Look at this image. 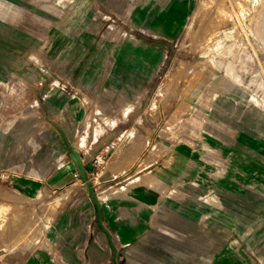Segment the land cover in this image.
Listing matches in <instances>:
<instances>
[{"label": "rangeland", "instance_id": "1", "mask_svg": "<svg viewBox=\"0 0 264 264\" xmlns=\"http://www.w3.org/2000/svg\"><path fill=\"white\" fill-rule=\"evenodd\" d=\"M240 68L252 71L253 93L223 75ZM128 110L141 121L115 125ZM101 121L114 134L108 148L103 142L90 149ZM204 124L211 131L249 129L239 157L261 163V171L237 174L254 182L247 201L227 203L225 189L197 186L196 173L177 180L181 162L172 150L197 147ZM0 131L8 132L15 168L43 180L59 173L62 183L35 198L0 203L2 250L20 239L35 245L56 209L48 202L74 181L84 186L70 145L87 151L84 170L94 187L107 171L134 177L170 171L172 197L207 201L210 212H220L221 227L243 233L231 242L250 251L254 230L264 228V0H0ZM220 167L224 178L223 159ZM122 176L109 190L125 191ZM10 196L0 190V200Z\"/></svg>", "mask_w": 264, "mask_h": 264}, {"label": "crops", "instance_id": "2", "mask_svg": "<svg viewBox=\"0 0 264 264\" xmlns=\"http://www.w3.org/2000/svg\"><path fill=\"white\" fill-rule=\"evenodd\" d=\"M239 70L223 71V75L237 80L238 89L254 91L248 84L252 71ZM244 98L250 101L246 96ZM130 112L117 116L114 124L140 120L130 118ZM207 122L215 124L209 119ZM100 126L103 129L92 135L90 149L103 142L108 148L109 134L114 132L103 121ZM221 129L206 130L204 124L203 134H198L197 147L187 143L176 145L172 151L176 160L181 162L176 178L180 180L196 173L202 178L196 182L197 186L225 189L227 193L224 192L223 199L227 203L241 199L247 201L251 197L247 192H252L254 182L236 177L237 174L251 177L261 171L258 167L261 163L254 165L239 157L242 151H247L246 145L252 137L246 126L234 124L226 130ZM9 138L7 131H0V190L4 188L7 195L15 196L0 200V203H13L15 198H35L44 188L62 187L59 173H49L43 180L15 168L13 150L7 143ZM86 152L80 154L83 163L88 158ZM221 159L226 162L228 170L224 178L221 176ZM192 163L197 165L194 167ZM169 172L150 174L157 181L152 184L138 182L130 185L128 180L134 176L113 175L107 171L100 185L93 186L99 201V216L86 188L72 182L58 193H63V198L57 201L56 209L47 219L41 239L35 245L22 239L15 248L0 249V264H264V228L254 230L253 235L257 237L254 249L239 250L229 237L243 233L233 227H221L218 221L220 212H210L207 201L195 203L188 195L177 199L172 197L173 179L167 174ZM144 174L148 172L138 174L134 179ZM120 176L118 181L127 186L125 191L109 190L106 185ZM181 183L195 184L188 180ZM238 188H243L244 194L231 191ZM52 199L48 205L54 203ZM253 251L258 252L254 260L251 257Z\"/></svg>", "mask_w": 264, "mask_h": 264}, {"label": "water", "instance_id": "3", "mask_svg": "<svg viewBox=\"0 0 264 264\" xmlns=\"http://www.w3.org/2000/svg\"><path fill=\"white\" fill-rule=\"evenodd\" d=\"M55 126L58 128L59 131L62 132V135L65 138V135H64L62 129L56 124H55ZM69 149L71 151V153H70L71 159L73 160V162L76 166L77 172H78L81 180L83 181L84 186L88 192V195L90 196L91 200L93 201V203L96 207L97 214L99 216V213H100L99 201L97 199L94 187H93L91 181L89 180V177L87 176L86 171L84 170V164H83L82 157H81V155H80V153L76 147L69 145Z\"/></svg>", "mask_w": 264, "mask_h": 264}, {"label": "bare ground", "instance_id": "4", "mask_svg": "<svg viewBox=\"0 0 264 264\" xmlns=\"http://www.w3.org/2000/svg\"><path fill=\"white\" fill-rule=\"evenodd\" d=\"M200 16H201V14H200ZM199 16V17H200ZM227 20H229V19H227ZM170 83V82H169ZM153 113V112H152ZM244 121V120H243ZM136 129V128H135ZM135 129L134 130H131V132L129 133L131 136H133L134 134H136L135 133ZM137 131V130H136ZM138 133V132H137ZM128 134V135H129ZM139 134V133H138ZM129 135V136H130ZM136 137V136H135ZM139 137V136H138ZM129 138H131V137H129ZM140 138V137H139ZM128 140V139H127ZM144 142V141H143ZM133 143V142H132ZM136 145V144H135ZM144 146V145H143ZM124 148V147H123ZM138 148V147H137ZM137 148L135 147V149H136V151H137ZM140 148V147H139ZM129 149V148H128ZM141 149V148H140ZM132 150V149H131ZM133 150H134V147H133ZM135 150H134V153H137ZM124 152V151H123ZM138 154H139V152H138ZM119 155H122V152H121V149H119V150H117V152H116V156L118 157ZM155 177L154 176H150V175H148V174H146L144 177H143V182H145L146 184L147 183H150V184H152V183H154L156 180L154 179ZM157 182V181H156ZM161 183V182H160ZM163 185V184H162ZM58 195V194H57ZM63 193L61 194V195H58V196H56L54 199H52V201H54V203L52 204L53 206H56L57 207V205H56V203H57V201H59L61 198H63ZM61 202V201H60ZM43 226V225H42ZM41 229V228H40ZM21 240V239H20ZM0 245H2L1 244V241H0ZM8 249H12L11 247H7Z\"/></svg>", "mask_w": 264, "mask_h": 264}]
</instances>
